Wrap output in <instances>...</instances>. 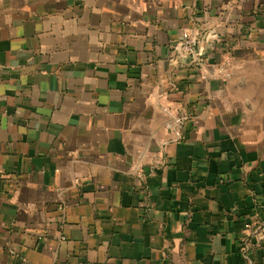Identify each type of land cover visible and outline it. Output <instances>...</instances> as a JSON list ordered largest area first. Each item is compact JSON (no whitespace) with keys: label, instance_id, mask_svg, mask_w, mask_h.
<instances>
[{"label":"crops","instance_id":"1","mask_svg":"<svg viewBox=\"0 0 264 264\" xmlns=\"http://www.w3.org/2000/svg\"><path fill=\"white\" fill-rule=\"evenodd\" d=\"M0 264H264V0H0Z\"/></svg>","mask_w":264,"mask_h":264},{"label":"built area","instance_id":"2","mask_svg":"<svg viewBox=\"0 0 264 264\" xmlns=\"http://www.w3.org/2000/svg\"><path fill=\"white\" fill-rule=\"evenodd\" d=\"M201 31L198 26L187 28L184 30L181 37L180 53L195 59L202 60V55L199 50V38ZM230 61H225L221 66V74L225 77L232 75V67Z\"/></svg>","mask_w":264,"mask_h":264},{"label":"rangeland","instance_id":"3","mask_svg":"<svg viewBox=\"0 0 264 264\" xmlns=\"http://www.w3.org/2000/svg\"><path fill=\"white\" fill-rule=\"evenodd\" d=\"M193 58V57H192ZM195 59V58H194ZM197 60V59H196Z\"/></svg>","mask_w":264,"mask_h":264}]
</instances>
